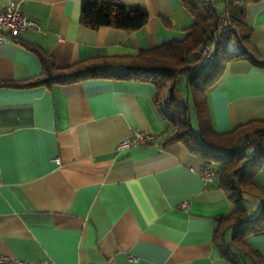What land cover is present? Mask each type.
I'll return each mask as SVG.
<instances>
[{
	"label": "crops",
	"instance_id": "obj_1",
	"mask_svg": "<svg viewBox=\"0 0 264 264\" xmlns=\"http://www.w3.org/2000/svg\"><path fill=\"white\" fill-rule=\"evenodd\" d=\"M81 1L24 0L21 11L39 29L0 40V83L41 73L31 44L66 68L100 55L134 56L181 38L193 20L179 0H120L147 10L142 27L89 28L80 22ZM245 21L259 62L229 59L206 87L217 132L264 119V0L247 5ZM166 90L110 78L0 87V253L53 264H264V232L248 236L244 251L229 246V258L215 246L217 218L234 205L217 179H201L197 156L167 142ZM175 98L189 101L196 120L182 77ZM137 130L154 140L118 150ZM253 179L264 193V163ZM244 196L258 198L245 207L259 212V195Z\"/></svg>",
	"mask_w": 264,
	"mask_h": 264
},
{
	"label": "trees",
	"instance_id": "obj_2",
	"mask_svg": "<svg viewBox=\"0 0 264 264\" xmlns=\"http://www.w3.org/2000/svg\"><path fill=\"white\" fill-rule=\"evenodd\" d=\"M179 1L193 19L181 38L140 49L134 56L100 55L82 59L66 68L57 66L45 51L31 44L27 47L38 56L41 73L22 81L1 82L0 87H50L88 78L152 82L157 94L167 87V100L162 111L170 134L167 142L183 143L203 165L214 166L217 186L224 190L234 205L229 213L217 218L213 232L219 253L229 258L232 254L229 246L244 251L248 247V236L264 232V193L253 179L264 163V119H249L229 131H215L205 89L216 79L227 60L248 57L254 63L259 62L252 56L255 51L251 42L252 29L245 21L247 5L259 0ZM221 13H227L233 30L217 43L212 56L202 58L200 50L211 40ZM147 18L145 8L123 4L120 0H82L80 4V22L89 28L108 26L132 31L142 27ZM231 40L239 45L238 51H228L227 44ZM208 58L212 59L208 69H199V64ZM181 77L192 96L199 135L192 128L189 101H177L175 98L176 83ZM245 194L259 195L262 200V207L254 216H250L241 203ZM228 230H231L229 242L225 239Z\"/></svg>",
	"mask_w": 264,
	"mask_h": 264
},
{
	"label": "built area",
	"instance_id": "obj_3",
	"mask_svg": "<svg viewBox=\"0 0 264 264\" xmlns=\"http://www.w3.org/2000/svg\"><path fill=\"white\" fill-rule=\"evenodd\" d=\"M24 0H9L0 8V40H13L14 37L24 33L29 29H39L37 22L29 18L20 9ZM214 7H217L214 4ZM233 30V25L227 18V13H221L216 23V28L211 40L200 50V56L210 57L213 55L218 42H222ZM154 140V136L142 130L135 131L130 137L123 139L117 145L118 150L129 148L136 145L149 144ZM58 162V160L56 159ZM216 168L212 165H203L200 170L201 179L205 183H211L216 178ZM0 264H53L50 260L29 261L13 255L0 253ZM98 264V263H86ZM105 264H111L110 262Z\"/></svg>",
	"mask_w": 264,
	"mask_h": 264
},
{
	"label": "rangeland",
	"instance_id": "obj_4",
	"mask_svg": "<svg viewBox=\"0 0 264 264\" xmlns=\"http://www.w3.org/2000/svg\"><path fill=\"white\" fill-rule=\"evenodd\" d=\"M227 49L229 51H238L240 49L239 45L236 44V42H234L233 40H231L228 44H227ZM211 58L205 59L204 61H202L199 64V69L201 70H206L209 67V64L211 63ZM197 120H195L194 116H192V128L194 130V132L196 134L199 135V131H198V124L196 123ZM254 201H258L257 197L254 196H244L241 203L246 206L248 209L254 207ZM256 213H258V211L256 209H254L253 212H251L250 216H254Z\"/></svg>",
	"mask_w": 264,
	"mask_h": 264
}]
</instances>
